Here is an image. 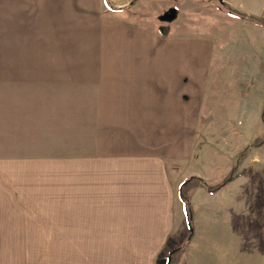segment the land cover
<instances>
[{
	"label": "crops",
	"instance_id": "obj_1",
	"mask_svg": "<svg viewBox=\"0 0 264 264\" xmlns=\"http://www.w3.org/2000/svg\"><path fill=\"white\" fill-rule=\"evenodd\" d=\"M106 2L0 0V208L43 190L69 222L78 205L147 240L157 264L189 234L180 185L218 183L258 134L209 118L205 99L210 73L243 54L225 8L264 19V0H169L164 21L155 0ZM241 165L220 191L191 193L185 264H264V144Z\"/></svg>",
	"mask_w": 264,
	"mask_h": 264
},
{
	"label": "rangeland",
	"instance_id": "obj_2",
	"mask_svg": "<svg viewBox=\"0 0 264 264\" xmlns=\"http://www.w3.org/2000/svg\"><path fill=\"white\" fill-rule=\"evenodd\" d=\"M212 2L214 6L211 3L207 6L216 10L214 8L217 0ZM168 3L170 4L169 0H155L154 8L157 14L164 11L166 15L172 16L174 9L164 10ZM173 7L175 8L174 5ZM225 9L224 12L229 17L226 21L238 24L232 36L234 41L232 51L238 52L242 43L243 54L236 57V62L221 63L216 72L210 73L205 104L214 105L215 110H208L204 114L214 119H231L235 124L242 121L243 126L240 128L246 125L252 131L258 130L256 138L250 142L252 144L263 132L261 107L264 101V76L261 78L262 73L259 75L254 71L264 69V61L259 62L261 57L258 55L261 47L264 51V42H259V34L238 30L243 29L240 27L241 23H238L240 20L242 22L251 20L248 18L245 20V17L230 12L228 8ZM243 34L246 36L243 37ZM244 47L251 50V55L255 58L251 61L254 63L243 60H249L251 57L244 52ZM247 68L252 72L247 73ZM227 129L220 128L222 131ZM249 135L245 134L246 137ZM250 149L249 152H252L257 148ZM236 160L235 156L233 163ZM193 190H190V196ZM43 193H45L43 190L34 192L33 195L40 196L24 199V202L23 199H14L16 202L13 203H17L16 205L0 208V264H154L153 256L147 250V240L119 237V234H123L119 233V222L109 221L107 218L90 221L91 215L85 217V210L78 205L75 208L76 221L69 222L67 208L41 205L49 203ZM81 203L83 204V200L77 201V204ZM61 210L64 212L58 214L57 212ZM88 211H91L90 207ZM168 255L159 261L160 264L167 260ZM182 256L183 254L179 258Z\"/></svg>",
	"mask_w": 264,
	"mask_h": 264
},
{
	"label": "trees",
	"instance_id": "obj_3",
	"mask_svg": "<svg viewBox=\"0 0 264 264\" xmlns=\"http://www.w3.org/2000/svg\"><path fill=\"white\" fill-rule=\"evenodd\" d=\"M106 1H107L106 2L107 5L109 6V3H108L109 0H106ZM133 1L134 0H132V2ZM109 8H110V6H109ZM228 10L230 12L236 14V15L246 17L244 14H241L238 11L233 10L231 8H228ZM247 18L249 20H251L252 22L256 23L257 25L264 27V19L256 18L253 16H250ZM160 33H161V36H166L165 29H162ZM261 122L263 125V132H262L261 136L259 138H257L252 144H250L247 147L248 150H247V148H245L244 150H242L241 152H239L236 155V159H237L236 162L233 163L230 171L221 181H219L216 184L210 185V184L204 182L203 180H201L200 178L192 176V177L186 179L180 185V187H179V198H180L183 206L186 209L187 221H188V225H189L190 230H189V235H188L186 242L181 247H179V248H177V249H175L169 253V255H168L169 263L168 264H185L184 260H181L179 258V256H181L182 254L185 253L186 247H187V245L190 241V238L192 236V208H191L190 190L201 187V188H204L209 194H213V193L220 191L228 183L235 180L238 176H240L241 174L246 172L248 170V168L239 169V166L242 164V162L245 159V157L247 156V153L249 152V150H251L250 148H259L264 144V101H263V105L261 107Z\"/></svg>",
	"mask_w": 264,
	"mask_h": 264
},
{
	"label": "water",
	"instance_id": "obj_4",
	"mask_svg": "<svg viewBox=\"0 0 264 264\" xmlns=\"http://www.w3.org/2000/svg\"><path fill=\"white\" fill-rule=\"evenodd\" d=\"M171 17L169 16V15H166V14H164L163 16H161V20L162 21H164V20H169ZM169 263V258L167 259V262H166V264H168Z\"/></svg>",
	"mask_w": 264,
	"mask_h": 264
}]
</instances>
